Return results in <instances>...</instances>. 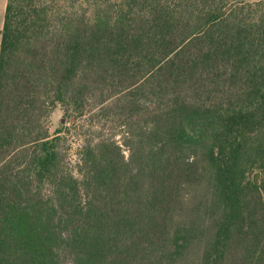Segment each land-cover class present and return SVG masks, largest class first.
<instances>
[{"label":"trees","instance_id":"obj_1","mask_svg":"<svg viewBox=\"0 0 264 264\" xmlns=\"http://www.w3.org/2000/svg\"><path fill=\"white\" fill-rule=\"evenodd\" d=\"M0 264H264V0H7Z\"/></svg>","mask_w":264,"mask_h":264},{"label":"rangeland","instance_id":"obj_2","mask_svg":"<svg viewBox=\"0 0 264 264\" xmlns=\"http://www.w3.org/2000/svg\"><path fill=\"white\" fill-rule=\"evenodd\" d=\"M62 121L63 113L59 106H55L48 117L50 132L53 133ZM96 123V119L90 121L86 116L79 118L74 124L70 122L68 123V129L65 130L66 142H64V145H66L67 148L66 161L70 166H75L78 157L77 153L80 148L81 140L84 139L85 131L87 129H96ZM103 127L104 129L102 132L108 134V130H106L107 127L105 125ZM117 138H119V136H117Z\"/></svg>","mask_w":264,"mask_h":264},{"label":"crops","instance_id":"obj_3","mask_svg":"<svg viewBox=\"0 0 264 264\" xmlns=\"http://www.w3.org/2000/svg\"><path fill=\"white\" fill-rule=\"evenodd\" d=\"M6 4H7V0H0V46H1L2 29L4 25Z\"/></svg>","mask_w":264,"mask_h":264}]
</instances>
